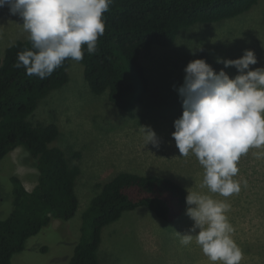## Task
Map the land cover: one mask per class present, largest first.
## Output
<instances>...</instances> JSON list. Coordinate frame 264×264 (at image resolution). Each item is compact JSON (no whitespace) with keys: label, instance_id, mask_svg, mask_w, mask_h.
Instances as JSON below:
<instances>
[{"label":"rangeland","instance_id":"1","mask_svg":"<svg viewBox=\"0 0 264 264\" xmlns=\"http://www.w3.org/2000/svg\"><path fill=\"white\" fill-rule=\"evenodd\" d=\"M261 16V8L256 7L222 22L195 25L191 29L194 33L187 36L188 40L193 38L192 43L184 37L178 45L187 44L195 48L193 51L169 46L147 52L144 63L151 89L134 118L111 102L107 93L94 94L85 79L84 65L72 60L69 82L42 99L30 119L35 123L55 122L60 134L51 145L64 149L68 155L72 148L82 153L81 174L76 183L79 208L73 218L54 220L30 237L25 249L14 255L12 264H69L81 234L82 214L96 194L94 184L121 170L172 177L191 191L226 200L230 204L227 217L234 229L232 238L244 254L240 264H264V156L257 159L254 155L264 149H250L240 158L234 179L240 182L241 190L225 198L200 187L202 166L192 154L182 157L172 137L174 121L183 112L173 85L178 88L183 84L184 68L191 60L203 52L218 73L224 65L216 63L217 57L238 59L250 49L258 61L250 68L264 67ZM22 23L19 16L9 14L7 7L0 9V56L16 40L28 38ZM224 70L230 78L238 74L234 67ZM141 126H151L156 132L159 149L145 145ZM23 149L16 148L1 162L0 219L13 210L12 175H18L29 189L38 182V170ZM193 224L186 211L173 222L164 221L146 206L125 212L103 230L100 264H210L195 239L188 246L180 244L177 233L187 234Z\"/></svg>","mask_w":264,"mask_h":264},{"label":"trees","instance_id":"2","mask_svg":"<svg viewBox=\"0 0 264 264\" xmlns=\"http://www.w3.org/2000/svg\"><path fill=\"white\" fill-rule=\"evenodd\" d=\"M256 7L261 8L264 24V0H114L104 13L105 32L98 38L96 52L89 54L83 46L80 62L85 79L94 94L107 93L111 102L134 118L151 89L144 63L147 52L169 46L193 51L187 44L178 46L182 38L194 33L192 27L235 18ZM31 48L29 38L16 40L0 56V166L21 146L38 170L32 189L18 175L11 176L13 210L0 219V264H12L30 237L54 220L73 218L79 208L76 183L82 153L72 148L68 155L51 145L60 134L55 122L30 119L42 99L69 82L72 59L40 79L27 75L24 67H14L17 54ZM204 56L202 52L197 59L209 63ZM94 185L96 194L82 214L81 234L69 264H100L103 230L125 212L146 206L164 221L173 222L186 211L187 188L172 177L121 170Z\"/></svg>","mask_w":264,"mask_h":264},{"label":"clouds","instance_id":"3","mask_svg":"<svg viewBox=\"0 0 264 264\" xmlns=\"http://www.w3.org/2000/svg\"><path fill=\"white\" fill-rule=\"evenodd\" d=\"M114 0H0V9L19 16L29 34L31 50L17 54L16 68L29 76L45 79L66 59L81 61L84 48L97 50L105 32L104 13ZM217 64L234 67V78L222 68L218 73L204 59L190 61L184 68L180 87L173 85L182 101V116L174 121L172 137L182 157L194 155L204 170L201 188L229 197L241 190L238 162L250 149H264V67L253 50L238 59L217 57ZM145 145L159 149L151 126H141ZM257 159L264 151L255 152ZM186 215L194 221L187 234L177 235L188 246L195 239L210 264H240L243 252L232 238L227 212L230 204L211 195L187 189ZM198 230V231H197Z\"/></svg>","mask_w":264,"mask_h":264}]
</instances>
